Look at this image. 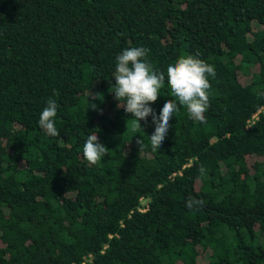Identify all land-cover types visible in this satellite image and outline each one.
Masks as SVG:
<instances>
[{
  "label": "trees",
  "instance_id": "16d2710c",
  "mask_svg": "<svg viewBox=\"0 0 264 264\" xmlns=\"http://www.w3.org/2000/svg\"><path fill=\"white\" fill-rule=\"evenodd\" d=\"M132 46L165 74L157 115L169 63L215 68L205 120L180 106L158 151L112 93ZM0 264H264V0H0Z\"/></svg>",
  "mask_w": 264,
  "mask_h": 264
},
{
  "label": "clouds",
  "instance_id": "9594fccd",
  "mask_svg": "<svg viewBox=\"0 0 264 264\" xmlns=\"http://www.w3.org/2000/svg\"><path fill=\"white\" fill-rule=\"evenodd\" d=\"M148 49L132 46L123 49L115 58V85L113 86L114 98L119 102L118 107H123L126 113L131 114L140 128L139 121L147 120L151 116L154 131L149 136L151 147L158 151L168 134L171 126L170 120L180 106L187 109L190 118L203 122L204 113L209 104L210 83L209 76L215 77V68L206 63L197 55L182 54L166 69L167 84L172 97L165 98L159 114L150 106L156 102L160 89L165 83V74L153 69L147 60ZM54 91V96H58ZM90 95V94H89ZM95 99V97H93ZM96 109L95 104H90ZM58 104L52 97L48 98L46 106L42 109L38 125L49 136H58L55 125ZM137 144H143V139H138ZM108 154V148L100 142L96 133L89 134L83 145V158L90 165H96ZM198 202L189 198L186 207L192 208Z\"/></svg>",
  "mask_w": 264,
  "mask_h": 264
},
{
  "label": "built area",
  "instance_id": "2783aa9c",
  "mask_svg": "<svg viewBox=\"0 0 264 264\" xmlns=\"http://www.w3.org/2000/svg\"><path fill=\"white\" fill-rule=\"evenodd\" d=\"M255 116H256V114L252 115V117H251V118H254Z\"/></svg>",
  "mask_w": 264,
  "mask_h": 264
}]
</instances>
